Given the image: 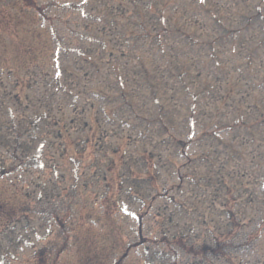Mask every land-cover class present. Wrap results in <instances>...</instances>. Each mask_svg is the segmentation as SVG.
<instances>
[{"label":"rangeland","instance_id":"374dc122","mask_svg":"<svg viewBox=\"0 0 264 264\" xmlns=\"http://www.w3.org/2000/svg\"><path fill=\"white\" fill-rule=\"evenodd\" d=\"M1 126L0 264H264V0H0Z\"/></svg>","mask_w":264,"mask_h":264},{"label":"trees","instance_id":"16d2710c","mask_svg":"<svg viewBox=\"0 0 264 264\" xmlns=\"http://www.w3.org/2000/svg\"><path fill=\"white\" fill-rule=\"evenodd\" d=\"M241 76H243V74H242ZM243 78H245V77L243 76L242 79H243ZM238 79H241V77H239Z\"/></svg>","mask_w":264,"mask_h":264}]
</instances>
